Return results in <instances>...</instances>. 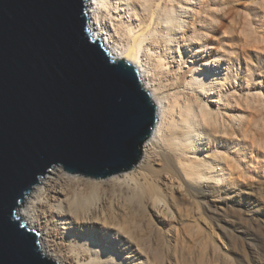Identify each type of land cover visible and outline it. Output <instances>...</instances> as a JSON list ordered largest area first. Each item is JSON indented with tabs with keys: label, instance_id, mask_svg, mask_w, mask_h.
Masks as SVG:
<instances>
[{
	"label": "bare ground",
	"instance_id": "bare-ground-1",
	"mask_svg": "<svg viewBox=\"0 0 264 264\" xmlns=\"http://www.w3.org/2000/svg\"><path fill=\"white\" fill-rule=\"evenodd\" d=\"M209 10L211 0L88 2L92 37L137 69L157 122L142 160L125 174L92 179L55 167L33 188L19 214L39 234L47 258L61 264L156 260L146 230L154 218L181 220L187 199L204 207L196 227L205 235L223 224L227 186L241 189L247 163H254V139L246 143L242 117L259 102L246 101L240 87H226L212 73L213 52L221 51Z\"/></svg>",
	"mask_w": 264,
	"mask_h": 264
},
{
	"label": "water",
	"instance_id": "water-1",
	"mask_svg": "<svg viewBox=\"0 0 264 264\" xmlns=\"http://www.w3.org/2000/svg\"><path fill=\"white\" fill-rule=\"evenodd\" d=\"M89 0H0V264H56L19 214L46 173L132 170L157 122L137 69L92 37Z\"/></svg>",
	"mask_w": 264,
	"mask_h": 264
},
{
	"label": "rangeland",
	"instance_id": "rangeland-1",
	"mask_svg": "<svg viewBox=\"0 0 264 264\" xmlns=\"http://www.w3.org/2000/svg\"><path fill=\"white\" fill-rule=\"evenodd\" d=\"M211 8V22L216 20L213 26L220 31L214 40L221 51L219 56L213 52L212 73L219 74L217 82H225L226 87H240L246 101L259 102L257 106L251 103L242 117L246 143L254 139V163H247L250 175L242 177L241 189L227 186L223 198L230 209L225 211L223 224L207 235L196 227L205 216L204 207L189 199L182 201L181 220L154 218L145 233L146 247L158 257L145 264H264V0H211Z\"/></svg>",
	"mask_w": 264,
	"mask_h": 264
}]
</instances>
